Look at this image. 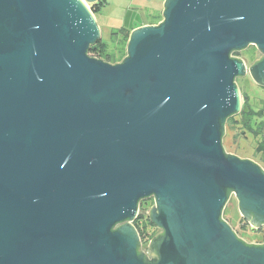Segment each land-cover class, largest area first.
Returning a JSON list of instances; mask_svg holds the SVG:
<instances>
[{
	"label": "water",
	"instance_id": "1",
	"mask_svg": "<svg viewBox=\"0 0 264 264\" xmlns=\"http://www.w3.org/2000/svg\"><path fill=\"white\" fill-rule=\"evenodd\" d=\"M97 1L0 0V264H264L222 219L234 194L264 221V170L222 144L246 73L230 52L264 53V0L127 11L118 63L87 54ZM248 72L264 85V58ZM150 196L153 261L132 223Z\"/></svg>",
	"mask_w": 264,
	"mask_h": 264
},
{
	"label": "rangeland",
	"instance_id": "2",
	"mask_svg": "<svg viewBox=\"0 0 264 264\" xmlns=\"http://www.w3.org/2000/svg\"><path fill=\"white\" fill-rule=\"evenodd\" d=\"M106 4L97 13H94L96 23L99 27L100 36L103 41L107 42V51L113 54L115 61H120L126 56V44L122 41L121 36L118 35L117 30L122 25L124 16L127 11H137L142 16L145 24H157L162 20L161 11L163 10L164 0H105ZM116 33V34H115ZM258 48L249 44L237 55L241 58L245 65L249 67L254 60L258 57ZM117 62V63H118ZM111 63V62H110ZM241 103L243 98L247 95V99L254 110H258L261 107V99H264V91L258 87L254 81L249 78L248 74L244 77L238 78L236 81ZM241 126L234 125L230 121L225 122L224 134L222 137V144L225 152L234 154L240 158H248L257 163L264 170V155L261 151H258V140L249 133H242ZM147 211L152 205L153 201L147 203ZM140 212V210H138ZM138 212V213H139ZM225 221L233 227L237 228L240 223V212L237 204V200L232 194L227 201L225 208L222 212ZM255 228L256 226H253ZM255 231V230H254ZM148 232H160V228H154L148 230ZM241 235L247 238H262L261 233L244 231ZM150 239V238H149ZM148 239V241H149ZM148 242L143 243L142 248L147 251ZM148 257L150 253L147 251Z\"/></svg>",
	"mask_w": 264,
	"mask_h": 264
},
{
	"label": "trees",
	"instance_id": "3",
	"mask_svg": "<svg viewBox=\"0 0 264 264\" xmlns=\"http://www.w3.org/2000/svg\"><path fill=\"white\" fill-rule=\"evenodd\" d=\"M105 4H106L105 0H99L91 4V10L93 11V13H97L101 10V8ZM151 24H153V22ZM116 33H118V35L121 36L122 41L127 42L130 33V31L127 28L121 27L117 30ZM87 54L90 57L102 59L106 62H111V63L118 62L113 59V54L107 51V42L103 41L102 38H100L95 43L89 46L87 50ZM122 60H120L119 62H121ZM246 105L249 108L248 112L241 111L238 114L236 113L232 114L227 118L226 121H230L231 123H234L236 127L237 125L241 126L242 133H249L254 138H256L258 140L257 149L258 151H261L264 155V106L259 111L254 112L253 109L249 106V103H246ZM230 192L231 190H228V193ZM145 200L146 199L139 200L138 210H140V212L138 213L136 219L133 221V225L135 226L140 236V239L144 244H146L148 242V239L153 235V233L147 232L145 223L141 221L142 219L150 220L149 216L146 214L148 202H146Z\"/></svg>",
	"mask_w": 264,
	"mask_h": 264
},
{
	"label": "flooded vegetation",
	"instance_id": "4",
	"mask_svg": "<svg viewBox=\"0 0 264 264\" xmlns=\"http://www.w3.org/2000/svg\"><path fill=\"white\" fill-rule=\"evenodd\" d=\"M132 12H136V13H138L137 11H133V10H131ZM131 12V13H132ZM131 13L129 12V14L126 16V14H125V16L127 17L126 18V23L127 24H130V23H133V22H135L134 21V19L132 20L131 18H132V15H131ZM125 16H124V20H123V23H122V25L119 27V28H121V27H125V26H123L124 25V21H125ZM141 20H142V23L141 24H145L144 23V21H143V18H142V16H141ZM118 28V29H119ZM125 28H127L129 31H130V29L128 28V27H125ZM242 51V49H240V50H232L231 52H230V56H232V57H235V58H239V56L237 55L239 52H241ZM258 51H259V54H258V57L254 60V62H258L259 60H261L262 58H264V53H262L259 49H258ZM239 59H241V58H239ZM242 60V59H241ZM243 61V60H242ZM244 62V61H243ZM253 62V63H254ZM245 64V63H244ZM250 66V65H249ZM248 68L249 67H247V65H245V70H246V73L245 74H248L249 75V78H251L252 80H253V78L250 76V74H249V72H248ZM245 74L244 75H242V76H237V77H235V79H234V81H236L238 78H241V77H244L245 76ZM254 81V80H253ZM254 83L258 86V87H260L263 91H264V85H262V84H260V83H258L257 81H254ZM246 103H249V101H248V99H247V96H244V98H243V102L241 103V105H242V108L245 106L246 108H247V111H245V110H243L242 108H241V110L240 111H238L236 114H238V113H240L241 111H244V112H248L249 111V108L247 107V105H246ZM261 107L258 109V110H254L252 107H251V105H250V103H249V106L253 109V111L254 112H257V111H259L261 108H263V106H264V99L262 98L261 99ZM232 194H230V196H231ZM146 202H149V201H153V203H154V199H153V196H150V197H148V198H146V200H145ZM150 210V209H149ZM149 210L147 211L146 210V214L148 215V212H149ZM240 223H239V226L235 229V228H233L232 227V229H233V231L235 232V234L237 235V237L238 238H240L241 240H243L245 243H247V244H253V245H261V246H264V221H261V220H259L258 219V217L257 216H255V215H251L249 218H244V217H242L241 216V214H240ZM136 219V218H135ZM134 219V220H135ZM222 219H224V217H223V214H222ZM133 220V221H134ZM225 220V219H224ZM133 221H132V223H133ZM142 222H144L145 223V225H146V230H147V232H148V230H150V229H154V228H160L159 226H157V225H155L154 223H150L151 221L150 220H141ZM255 222V223H253V224H255V228H253L252 227V222ZM125 222V221H124ZM124 222H121V224L122 223H124ZM119 225V224H118ZM117 225V226H118ZM141 225V224H140ZM247 230H249L250 232H254V233H261L262 234V238H260V239H256V238H247L246 236H243V235H241V233H244V231H247ZM255 230V231H254ZM144 231V230H143ZM149 233H151V232H149ZM153 233V235L150 237V239H149V241H148V246L146 247L147 248V251L150 253V255H151V257H148V254H147V251H146V249L145 248H142V246H143V243H142V240L140 239V243H138V251L140 252V253H142L145 257H146V259L147 260H149V261H153V260H155L157 257H158V255H157V252L155 251V247H156V245L161 241V239H162V234H163V230H162V228H160V232H158V233H155V232H152Z\"/></svg>",
	"mask_w": 264,
	"mask_h": 264
}]
</instances>
